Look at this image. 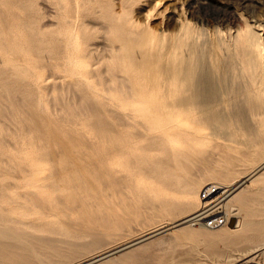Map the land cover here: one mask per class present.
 I'll return each instance as SVG.
<instances>
[{
  "label": "bare ground",
  "instance_id": "obj_1",
  "mask_svg": "<svg viewBox=\"0 0 264 264\" xmlns=\"http://www.w3.org/2000/svg\"><path fill=\"white\" fill-rule=\"evenodd\" d=\"M50 1L57 8L58 22L56 29L49 27L56 22L42 24L48 27L41 42L57 45L44 50L56 59L44 55L33 62L28 50L26 58L23 43L12 37L9 4L0 0L3 50L17 72L28 77L45 67L60 79L58 88L76 98L84 88L91 97H81L77 106L70 97L63 113L53 111L43 98L0 108V117L14 125L6 127L1 122L0 127L4 144L0 145V264H67L66 259L130 235L136 229L134 223L146 231L71 264L88 263L135 242L88 263L134 264L155 257V251L169 241L198 244L209 242L210 237L227 243L221 252L212 251L229 258L227 264L255 262L264 253V235L257 240L250 232L264 230V219L248 220L240 213L248 211L252 193L257 196L254 199L264 200V37L257 26L247 25L234 35L233 51L215 61L219 76L211 66L205 70L202 32L184 6V15H167L160 22L159 17L171 7L166 0ZM232 69L247 70L248 82L233 85ZM242 88L249 99L256 94L262 99L252 105L250 118L244 116L246 128L240 129L232 126L230 110ZM87 117L94 119L92 131L83 128ZM210 138L219 152L202 153L199 140ZM8 143L15 151L6 149ZM25 146L41 155L46 165L35 164V155L23 153ZM219 153L223 159L215 156ZM242 163L243 175L237 168ZM203 169L216 179L204 184L198 173ZM47 170L50 174L41 176ZM21 172L26 173L24 182H14ZM142 172L188 184L193 190L176 197L165 189L149 188L145 181L136 180ZM248 177L249 183L244 182ZM15 183L17 189L11 190ZM211 183L231 190L224 206L237 220L234 227H193L200 191ZM251 185L256 187L252 190ZM58 210L64 213L61 219L70 218H65V224H71L79 210L80 222L86 223L80 229L97 240L89 245L48 237L23 222L33 214L58 215ZM92 221L96 224L88 223ZM163 229L171 236H163ZM233 250L241 252L235 256Z\"/></svg>",
  "mask_w": 264,
  "mask_h": 264
},
{
  "label": "rangeland",
  "instance_id": "obj_2",
  "mask_svg": "<svg viewBox=\"0 0 264 264\" xmlns=\"http://www.w3.org/2000/svg\"><path fill=\"white\" fill-rule=\"evenodd\" d=\"M8 2L9 7L7 8L12 16V28L15 30L13 38L17 40H21L26 50V58H27V50L28 57L33 61L42 58L45 55L46 59L54 58L56 59V55L53 57L46 55L44 51L47 47L53 46L54 48H58L56 44L47 45L46 43L41 42L42 32L48 26H42L44 22L50 21L53 23L51 28L56 29L58 22V12L52 1L48 0H3ZM167 4L171 7L165 13L166 16L161 15L159 17L160 22H165L168 17L178 16L182 13V6L187 9V15H189L192 19V23L196 27H200L202 35L200 37V48L201 54L203 56L202 64L205 66V70L209 69L211 66L215 72L219 73L220 76L221 70H217L216 63L221 60L227 58L234 48V35L240 31L246 29L247 25H256V29L259 33H261L264 37V0H166ZM44 2V3H43ZM46 4V5H44ZM46 6V7H45ZM49 6V7H48ZM48 8V10H47ZM51 8V9H50ZM45 9V10H44ZM48 11V12H47ZM53 11V12H52ZM49 13V14H48ZM171 15V16H170ZM176 22L174 24V27ZM172 26V30L174 28ZM2 26L0 25V34H2ZM55 45V46H54ZM4 44L0 41V108H7L8 105H20L28 103L38 102L40 99H45L46 104L49 108L57 113H63L66 110V107L70 103V97H72V104L76 106L80 102V98L83 97L87 99L91 97L86 89L81 88L79 96H73V94L69 93L67 89L58 88L56 85L60 79H56L55 75H53L47 68L41 67L37 68L34 73H30L27 75H23L22 73L17 72L10 64L8 55L5 54ZM31 56V57H30ZM215 58V59H214ZM168 63V61H164L163 64ZM213 63V64H212ZM215 63V64H214ZM232 73L235 74L229 76L230 82L233 85H240L242 83L248 82L247 70H242L239 73V69H232ZM241 74V75H240ZM71 79V80H70ZM70 81H74L70 78ZM76 82V80L74 81ZM84 89V90H83ZM257 91H259L257 89ZM257 95V94H256ZM252 97V99L248 98L247 91L241 89L239 93H237V102L234 106H231L230 112L233 115V127L234 128H246L245 127V117L251 116V107L252 105L262 99V97L258 96ZM67 99V100H66ZM78 100V103H76ZM229 112V113H230ZM1 122H5L6 127H12L11 121L7 117H0V127ZM84 122V130L92 131L94 130V119L85 118ZM249 123V121H248ZM251 124V123H250ZM89 125V127H87ZM91 125V126H90ZM12 129V128H11ZM13 138L17 137L16 134L12 135ZM198 148L202 153H206L209 149H214L216 152H219L217 147L214 145L215 141L212 138L210 139H201L199 140ZM201 143V144H200ZM0 145L2 142L0 141ZM6 149L11 152L15 151L13 147L8 143L5 145ZM26 148L29 149L26 151ZM11 151H10V150ZM33 148L26 147L24 149L25 154L33 157L35 155V159L32 161L35 164L45 166L46 162L41 157V155L36 154V151H31ZM31 151V152H30ZM38 157L36 158V156ZM217 158L223 159V154H216ZM216 158V157H215ZM212 160H214L212 158ZM239 174L245 171V166L242 164L237 166ZM235 168V169H237ZM200 177L203 180V183L206 184L209 181H214L216 179L215 175H212L210 172L208 174L205 172V169L202 171H198ZM21 176L18 177L14 182L16 183L20 181L24 182V176L26 173H20ZM25 174V175H24ZM49 175L50 171H45L44 175ZM140 175L144 178L141 179ZM140 178V180H138ZM146 178V179H145ZM206 179H209L206 182ZM139 183L144 181L148 183L149 188H161L165 189L176 197H181V193L183 192H192L193 188L188 184H179L177 181H168L162 176H158L157 174H153L151 172H142L139 173L137 179ZM149 180V181H148ZM12 184L10 186L11 190L17 189V185ZM19 183V182H18ZM49 183V181H48ZM138 183V184H139ZM145 183V186L147 185ZM249 183V181L247 182ZM151 184V185H150ZM140 185V184H139ZM151 186V187H150ZM21 187V186H20ZM256 186L251 185L250 188L253 190ZM22 189V188H21ZM57 193H60L57 192ZM253 197H257L252 193ZM249 202L248 211H242L240 213L241 217H245L248 220L256 219L261 220L264 219V214H260V211L264 210V200L254 199ZM85 202H82V204ZM86 207L87 204L85 203ZM83 207L84 204H83ZM82 208V206H81ZM61 210H58V213ZM251 212V213H250ZM253 212V213H252ZM71 218V224H65V217L61 219L60 217H64V213L60 212L58 215L52 214H42V215H31L30 217L24 219V224L27 225L31 231H36L37 233H41L48 237H56V238H65L69 239L72 242H81L84 244H92L97 239L93 236V234H88L86 232H82L80 228L84 227V225L80 222L82 219L81 214L78 211L73 213ZM95 217V216H91ZM75 219L76 221L74 222ZM67 221L70 220L69 217L66 218ZM93 218V220H95ZM62 220V221H61ZM65 221V222H64ZM64 222V223H63ZM74 222V223H73ZM90 224H96L92 222H88ZM75 224V226L73 225ZM76 224H79L76 226ZM70 225V226H69ZM71 226H73L71 228ZM229 227H232L228 223ZM75 227V228H74ZM78 229H77V228ZM134 233L123 234L122 237H119L117 240L113 239V242L110 244H105L103 248H100L96 251H88L86 253H80V256L75 257L74 259H66L67 264L75 263L82 261L84 259L90 258V256L96 255V253H100L101 251L108 250L120 243L130 241L146 231V228L134 223ZM194 228L205 227L201 225H193ZM139 228V229H138ZM208 228V227H206ZM211 229V228H208ZM81 230V231H80ZM137 230V231H136ZM139 232V233H138ZM259 232V233H258ZM165 237L171 236V233L168 231L162 232ZM251 235L255 236V239L261 240V235H264V230H255L250 232ZM62 245V243H61ZM227 248V243L218 238L210 237L209 242L201 241L198 244H194L191 242L186 243H176L173 241H169L168 244L163 248L155 251V257L153 258H145L140 260L134 264H227V260L229 258H225L223 256H219L214 254L212 251L221 252L222 250ZM57 250L62 251H78L82 250V247L70 248V247H58ZM219 250V251H217ZM241 251H234L233 254L237 256ZM238 253V254H237ZM237 254V255H236ZM234 256V257H235ZM222 259H221V258ZM61 256L57 255L55 257L56 260H59ZM233 258V256L231 257ZM230 258V259H231ZM224 259V260H223ZM223 261V262H222ZM253 262V263H252ZM252 262L246 264H264V253L260 254L256 259ZM133 264V263H131Z\"/></svg>",
  "mask_w": 264,
  "mask_h": 264
},
{
  "label": "built area",
  "instance_id": "obj_3",
  "mask_svg": "<svg viewBox=\"0 0 264 264\" xmlns=\"http://www.w3.org/2000/svg\"><path fill=\"white\" fill-rule=\"evenodd\" d=\"M229 188H221L220 184L211 183L200 191L201 205L195 214L194 225H201L211 229H218L228 225L231 217L227 213L224 203L231 193Z\"/></svg>",
  "mask_w": 264,
  "mask_h": 264
},
{
  "label": "water",
  "instance_id": "obj_4",
  "mask_svg": "<svg viewBox=\"0 0 264 264\" xmlns=\"http://www.w3.org/2000/svg\"><path fill=\"white\" fill-rule=\"evenodd\" d=\"M248 179H249V177L246 178V179L244 180V182L248 181ZM236 222H237L236 218H231L230 221H229V224H230L232 227H234V226L236 225ZM163 231H165V229L161 230L160 232H163ZM136 242H137V241H136ZM134 243H135V242H134ZM134 243H131V244L125 245V246H123V247H121V248H119V249H117V250H114V251H112V252H110V253H107V254H105V255H103V256H101V257H99V258H96V259H94V260H92V261H90V262H88V263H91V262L93 263V262L97 261L98 259L103 258L104 256H106V255H108V254H111V253L117 252V251H119V250H121V249H123V248L128 247L129 245L134 244ZM88 263H85V264H88Z\"/></svg>",
  "mask_w": 264,
  "mask_h": 264
}]
</instances>
